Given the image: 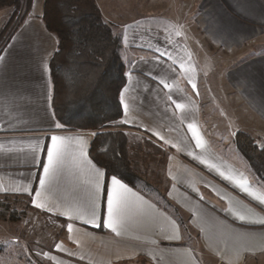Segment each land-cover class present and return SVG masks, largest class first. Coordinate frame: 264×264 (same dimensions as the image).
Instances as JSON below:
<instances>
[{
    "label": "crops",
    "instance_id": "1",
    "mask_svg": "<svg viewBox=\"0 0 264 264\" xmlns=\"http://www.w3.org/2000/svg\"><path fill=\"white\" fill-rule=\"evenodd\" d=\"M96 1L129 66L122 120L165 155L167 196L187 213L192 238L155 198L117 177L124 187L113 185L90 157L92 131L59 129L49 74L57 39L44 0L31 1L0 52V195L60 220L57 264H264V186L234 143L241 129L264 142V0H202L191 29L149 0ZM199 38L235 58L221 98L201 84ZM52 136L62 159L41 187Z\"/></svg>",
    "mask_w": 264,
    "mask_h": 264
},
{
    "label": "trees",
    "instance_id": "2",
    "mask_svg": "<svg viewBox=\"0 0 264 264\" xmlns=\"http://www.w3.org/2000/svg\"><path fill=\"white\" fill-rule=\"evenodd\" d=\"M31 1L0 0V10L10 9L9 22L18 18L12 31L28 15ZM42 20L57 39L49 74L51 105L59 129L92 131L91 159L108 175L155 198L177 218L183 235L192 238L189 220L182 218L179 206L167 196L168 187L157 188L146 178L149 154L143 141L131 137L122 120L121 91L129 66L122 55L121 35L105 20L96 0H44ZM4 30H0V38ZM6 42L0 45V52ZM234 140L250 171L264 186V145L244 130L237 131ZM146 142L159 152L156 145ZM10 199V195H0V218L7 214Z\"/></svg>",
    "mask_w": 264,
    "mask_h": 264
},
{
    "label": "rangeland",
    "instance_id": "3",
    "mask_svg": "<svg viewBox=\"0 0 264 264\" xmlns=\"http://www.w3.org/2000/svg\"><path fill=\"white\" fill-rule=\"evenodd\" d=\"M201 1L202 0H149L151 6L156 7L158 5L163 11L175 13V17L184 23L186 29L192 28L191 22L199 12ZM7 10L9 11L10 9ZM7 15V11H0V30L5 29L4 34L0 38V45L10 35L18 19L17 18L13 22H9V20L6 21ZM193 28L195 30V26ZM196 43V45H198L197 54L199 55V59H202L206 71H208L203 83L201 78V84H203L205 88H208L210 97L221 98L224 96V93L226 94L229 92L230 87L228 86V88L225 89L221 81L219 82V79H222V72L224 76V71L232 67L235 58L232 56V53L228 51H223L221 49L214 50L207 41H203L201 38H199ZM241 130L251 133L256 138V134L252 131L248 129ZM237 131L239 130H236V132ZM236 132L234 133V139ZM130 133L133 139L143 141L144 151L149 154L150 161H147V163L150 164V169H147L146 178L157 188L162 189L165 186L168 187L166 175L167 159L165 155L160 149L159 152L156 153L153 146L146 142L147 138L145 136L136 132ZM258 142L264 145L263 141ZM151 156L154 157L152 158ZM154 193L156 197L160 198L156 192ZM172 203L174 202L172 201ZM9 204L7 214L4 218H0V264H57L50 257L51 252L57 255L59 254L55 246L62 235L60 220L53 216L35 211L32 208L31 202L27 199L12 198L9 200ZM181 212L183 219L187 218L190 220L187 213H184L182 210Z\"/></svg>",
    "mask_w": 264,
    "mask_h": 264
},
{
    "label": "snow or ice",
    "instance_id": "4",
    "mask_svg": "<svg viewBox=\"0 0 264 264\" xmlns=\"http://www.w3.org/2000/svg\"><path fill=\"white\" fill-rule=\"evenodd\" d=\"M51 140H52V148L51 150L47 151L48 165L43 168L45 179L40 180L41 187L45 186L47 179L55 171L57 165L61 162L62 159V152L58 147V143H57L60 140V138L56 136H52ZM112 183L113 185L124 187L123 185L120 184V181L115 176L112 177ZM106 199H107V212L109 217V227H112V223H111L112 216L114 211H116L118 208V204L120 202L121 197L119 192L114 189L113 195L107 196ZM262 203H264V201H262ZM240 219H244V217L241 216Z\"/></svg>",
    "mask_w": 264,
    "mask_h": 264
}]
</instances>
